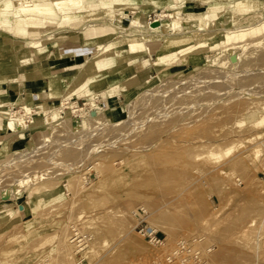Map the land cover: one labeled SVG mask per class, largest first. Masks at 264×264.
<instances>
[{"label":"rangeland","instance_id":"1","mask_svg":"<svg viewBox=\"0 0 264 264\" xmlns=\"http://www.w3.org/2000/svg\"><path fill=\"white\" fill-rule=\"evenodd\" d=\"M237 1L159 4L180 20L190 19L185 8L193 9V23L201 21L202 29L259 25L264 11H238ZM18 2L0 0V65L13 75L22 57L21 86L43 89L46 78L35 75L50 72L55 55L64 68L54 73L65 71L60 75L70 84L105 48L107 67L128 72L112 83L102 76L81 95L43 93L23 104L42 109L45 101L57 107L62 101L86 110L92 94L101 109L91 115L66 107L57 120L7 131L0 112L6 130L0 136V264H195V252L203 264H264V33L247 35L230 50H206L197 63L177 54L156 68L162 35L150 50L129 52L124 42L137 32L121 23L139 16L147 26L157 18L155 3L136 0L105 13L87 6L60 11L52 1L55 14L36 23L32 34L26 24L17 29ZM89 25L113 30L84 38ZM255 39L261 43L250 42ZM30 46L47 54L29 58ZM127 53L130 60L119 64ZM116 82L113 101L105 90ZM4 103L0 111L23 112L12 100ZM140 206L162 244L135 229L133 211ZM74 230L87 237L80 252L71 242ZM179 241L193 252L170 257Z\"/></svg>","mask_w":264,"mask_h":264},{"label":"bare ground","instance_id":"2","mask_svg":"<svg viewBox=\"0 0 264 264\" xmlns=\"http://www.w3.org/2000/svg\"><path fill=\"white\" fill-rule=\"evenodd\" d=\"M54 2L57 9L60 11L69 12L72 9H81L83 7L100 8L103 12H112L114 8L120 6L131 5L136 0H95L94 2L84 3L83 0H25L15 3L14 6L20 10L21 14L15 21L17 29L23 31L25 25H27V30L29 33L36 32V23L46 21L47 17L55 14L50 2ZM151 3L157 4V18L149 20L147 26H144L140 20L139 16H134L131 19H126L125 17L121 20L122 26L128 28L130 32L133 33L132 36L125 40L124 44L128 46L129 52H133L137 49H143L144 51L150 50L152 44L150 41L154 37L162 35V44L159 46L156 56L153 58V63L156 68L160 67L163 61H170L175 55L179 54L184 63H197L203 59V53L206 50L217 48L221 46L225 51L233 49L241 42L247 35L254 36L259 33H264V19L259 25L251 26L249 28H236V29H226L221 30V28H211L209 25L207 29H202V22L198 21L195 25L193 23L192 13H195L193 9L185 8L187 13H190L189 20H180L179 16H174L172 12H167L164 9L161 10L163 6H160V0H148ZM207 1V0H206ZM235 5V4H234ZM236 9L239 11L249 12L256 9L264 11V0H238L236 2ZM200 11V10H199ZM64 14V13H63ZM67 16L66 18H69ZM199 18V17H198ZM200 20V19H199ZM212 21V20H211ZM72 22V21H71ZM127 24H124V23ZM212 23V22H211ZM73 25V24H72ZM85 27V26H84ZM181 32L175 34V31ZM113 27L111 25H89L84 30V38H89L95 34L112 31ZM114 32V31H113ZM116 32V31H115ZM121 36V35H120ZM56 38V37H55ZM253 44L261 43V40L256 41ZM256 41V42H255ZM35 45L40 44V42H34ZM5 45V44H4ZM34 45V46H35ZM31 47V46H30ZM110 53V49L105 48L103 51L95 53L89 60L82 65V69L78 76H76L70 84L66 82L62 75H53L50 80L51 93H66L68 94H80L84 92L86 87H91L96 85L102 76L109 83L114 82L118 75H125L128 69L121 67L120 69L109 68L106 65L105 57ZM6 58V57H5ZM79 58V57H78ZM261 58L264 59V53H262ZM10 60V59H9ZM118 63L121 64L126 60H130V56L127 54L120 55L118 58ZM55 62L54 59L50 61ZM140 66H137L138 68ZM8 69L3 67L0 73L7 72ZM137 75V74H136ZM43 79V78H42ZM123 91H126V86L122 84ZM95 94V93H94ZM24 95V93H23ZM49 95V94H48ZM85 108L75 105V106H64L65 102L60 101V106H56L55 102L45 101L43 103L42 109L23 108V100H14L13 105L20 106L23 108V112H12L9 108L0 111L4 117L0 114V117L6 118V128L10 130H19L24 127H34L39 121L49 122L57 120L61 115L59 112L64 111V108H71L72 112L79 111L83 116L93 114L92 111L97 107L101 109L100 106H96L95 97L92 94L87 95ZM126 101L129 103L131 97L126 96ZM68 102V101H67ZM42 103V101H37L36 104ZM68 104V103H67ZM262 106H257V109H262ZM1 109V108H0ZM67 112V111H65ZM63 114V113H62ZM101 119V118H100ZM108 119H112L108 117ZM107 119V120H108ZM110 121V120H109ZM40 124V123H39ZM78 125V124H77ZM231 147L225 151L228 153ZM4 152V148H0V153ZM27 152V151H25ZM25 152H23L25 154ZM29 153V152H28ZM20 156V155H19ZM26 156V155H25ZM23 157V156H22ZM20 158V157H19ZM13 161V160H11ZM17 161V160H14ZM11 163V162H10ZM14 163V162H13ZM219 167V166H218ZM214 170V169H213ZM254 221V220H253ZM72 259V258H71ZM23 263V262H21ZM20 263V264H21Z\"/></svg>","mask_w":264,"mask_h":264},{"label":"crops","instance_id":"3","mask_svg":"<svg viewBox=\"0 0 264 264\" xmlns=\"http://www.w3.org/2000/svg\"><path fill=\"white\" fill-rule=\"evenodd\" d=\"M40 46H37V47H34V46H31V48H32V50H30V53H29V56H27V57H29V58H32V57H34V56H36V55H41V56H43V54H47V52H45V53H39L38 52V49L37 48H39ZM67 54H70V52H68ZM65 55V54H64ZM83 55L84 54H82V55H78L77 57H76V59L77 60H80L82 57H83ZM79 57V58H78ZM62 58L63 57H59L58 55H55L54 57H52V58H49L50 59V61L52 60V59H54L55 60V62H53V63H51L50 61V63H51V65H50V72H47L45 75H39V74H36L35 76L37 77V78H39V79H42V78H46V80H45V83H46V85H47V87H46V85H45V87L43 88V89H38L37 87H30V88H28V87H26V86H21L20 85V80H19V77L22 75V74H25V72L22 70V64H21V62L20 61H22L23 60V58L21 57H19L18 58V60L17 61H19V62H17V64L14 66V68H13V75H11L10 74V69H9V67H7V66H2V65H0L1 67H0V70L3 68V67H6L7 69H8V71L7 72H4V73H0V90L2 89V88H4V87H8L7 89H8V91H9V93L8 94H1L0 93V105H2V106H4L5 105V100H6V104L7 103H9L11 100H12V102L14 101V100H22V99H24V103L25 102H28V103H32V102H35L36 100H39V99H41L42 98V95H43V93H46V94H53V93H51V89H50V80H51V76H53V75H59V74H61V73H65V71H61V72H58V73H54V71L55 70H58V69H63L64 68V66L62 65ZM1 63V62H0ZM70 70V69H69ZM69 70H67L66 71V73L69 71ZM40 74H42V73H40ZM50 74V75H49ZM10 75V76H9ZM6 76H8L6 79H5V77ZM30 76V75H29ZM34 76V77H35ZM39 76V77H38ZM118 85H117V82L116 83H114V85H112V86H108L107 87V90H105L106 91V93H107V95H108V98L109 99H112L113 101H115L114 99L116 98V97H119V88L117 87ZM86 88H88V87H86ZM85 88V89H86ZM89 88H91L90 86H89ZM85 91V90H84ZM23 93H24V95H23ZM84 92H82V93H80L79 95H81V94H83ZM55 94H59V93H55ZM3 98V99H2ZM42 102L43 101H45V100H41ZM120 106V104L119 105H117L116 106V108H118ZM2 126H4V123L3 122H1L0 123V136H5L4 135V132H6V130L7 131H9L10 129H3L2 128ZM5 127H6V125H5Z\"/></svg>","mask_w":264,"mask_h":264},{"label":"built area","instance_id":"4","mask_svg":"<svg viewBox=\"0 0 264 264\" xmlns=\"http://www.w3.org/2000/svg\"><path fill=\"white\" fill-rule=\"evenodd\" d=\"M137 223L135 225V229L145 237L151 244L153 245H160L163 243V239L158 234V231L149 224L148 222V210L145 207H137L133 211ZM87 237L82 235L78 230H74L71 236V242L76 247V252H80L87 247ZM187 252H193L190 247L187 246V243L184 241H179L176 245L175 249L173 250L170 257L173 255L181 256L185 255ZM195 264H203L201 260L198 259V252H195Z\"/></svg>","mask_w":264,"mask_h":264}]
</instances>
